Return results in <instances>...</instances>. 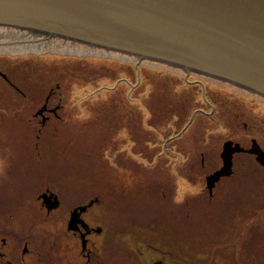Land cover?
Masks as SVG:
<instances>
[{"label": "rangeland", "instance_id": "obj_1", "mask_svg": "<svg viewBox=\"0 0 264 264\" xmlns=\"http://www.w3.org/2000/svg\"><path fill=\"white\" fill-rule=\"evenodd\" d=\"M18 36L0 30V71L36 97L26 104L0 80V228L9 213L26 206V197L51 184L77 201L85 194L107 199L105 264H119L122 248L125 254L134 248L118 235L145 224L155 225L148 241L170 251V264H264V167L238 155L234 176L212 198L206 189V177L221 164L217 150L224 140L249 146L251 138L264 147V98L229 88L216 103L191 88L195 98L187 104L169 102H179L170 91L183 86L180 72L137 67L120 54L73 43L18 42L25 40ZM59 85L65 120L43 126L35 114ZM164 90L166 97L152 95ZM229 105L234 109L226 116ZM178 117L180 127L194 118L187 147L198 139L200 151H164L176 149L168 137L180 130L173 127ZM19 215L23 223L14 227L33 223L27 209ZM101 216L96 209L89 217L100 223ZM154 257L149 252L147 258ZM123 264L136 263L125 258Z\"/></svg>", "mask_w": 264, "mask_h": 264}, {"label": "water", "instance_id": "obj_2", "mask_svg": "<svg viewBox=\"0 0 264 264\" xmlns=\"http://www.w3.org/2000/svg\"><path fill=\"white\" fill-rule=\"evenodd\" d=\"M1 27L44 37L34 42L63 39L194 72L264 98V0H0ZM239 152L264 167L256 140L248 150L226 142L222 168L206 178L211 195L233 174Z\"/></svg>", "mask_w": 264, "mask_h": 264}, {"label": "flooded vegetation", "instance_id": "obj_3", "mask_svg": "<svg viewBox=\"0 0 264 264\" xmlns=\"http://www.w3.org/2000/svg\"><path fill=\"white\" fill-rule=\"evenodd\" d=\"M0 30H4L6 32L9 31V35L17 34L19 35L18 39L25 38V40H16L18 42L39 41L40 39L44 38L41 35L24 30L2 27ZM55 40L60 43L67 42L72 44V42L65 41L63 39H51L48 42ZM72 45L76 46L78 44L73 43ZM104 53L112 55V53L106 51H103V54ZM120 56L123 58H129V60L133 61L135 65L137 64V67H139L142 63H147L149 65L163 67V70L168 72L174 71L177 73H182L183 86H177L179 88L175 87L172 89L173 91H170V95L177 96L179 98V102L173 101L171 99H169V102L184 103L183 105L187 104L188 101H190L187 100L188 98H195L193 93L190 91L191 88L194 90H199L201 95L203 89L207 99L209 101H215L216 103H219L220 98L222 95H224V91L229 88L243 90L245 94L250 96L253 94L230 83L216 80L194 72L186 73L182 69L152 61L140 62L137 57L133 56L121 54ZM5 75L6 73L0 71V80H5L12 89L21 94L25 98L26 102H24L26 104L35 100L36 93L30 92V90H28V92L25 90V92L16 84H14L9 79V77H7V75L5 77ZM159 76L165 78V81L167 80V84L173 87L172 83L174 82L171 79L170 82H168L167 75L160 74ZM56 87H51L49 89L40 105V109L38 110L37 114H35V117L39 120V122H41L43 126L48 124L52 119L65 120L60 115V111L64 109L63 103L65 100L64 97L61 96L62 93L60 91V85ZM112 89L114 90V88ZM168 90L158 93L154 92L152 95L166 97ZM224 101L225 102L221 103L220 105V113L224 107V104H228L226 100ZM233 109L234 105H229V107L225 109V115L227 116V114L230 112L232 113ZM197 113L199 112L197 111ZM219 117L222 118L220 114ZM180 119H182V117H178V121L173 123L175 130H178V128L180 130L176 131L174 135L171 133V135L168 137V141L174 142L175 146L173 147L176 149L165 147L164 151H200L201 147L198 139H195L192 142V146L187 147L189 146V141H187L185 133L194 118L192 121H190V119L189 121H185V125L183 123L182 127L179 126V121H181ZM112 120H115L114 117H112ZM244 129H248L247 124H244ZM253 140L255 139L250 138V144L247 146L246 144H242L228 138L221 143L222 147L217 151H222L224 144L228 141H232L234 144L238 143L243 148L248 150L251 148ZM256 141L261 146L258 140ZM261 148L264 150V147L261 146ZM134 154H137L134 155V157L138 156L137 151H135ZM241 154L249 155L256 161V156L253 154H249L247 152L235 153L233 156V174L222 177L215 184L212 195L207 188L206 181V189L211 198L214 196L217 186L221 182L234 176L235 167L238 160L236 158ZM137 158H135L133 162H135ZM219 158L221 160V164L212 172V174L220 170L223 166L221 152L219 153ZM202 164L204 165V160H202ZM258 165L261 166L259 163ZM25 204V207L21 206L23 205L22 203L19 207H17L18 209L15 208L14 212L9 213V220L6 221L4 228H0V264H105V257L107 259L109 252L106 244L110 239V231L107 225L106 217L107 199L105 197H89L85 194L83 197H80L79 201H77V197H72V195H63L59 189L56 187L53 188V185L51 184H47L43 189L37 192L36 195L32 197H26ZM80 207H86V209L84 211H80ZM26 209L34 217V220L32 221L33 223H27V228L20 229L21 227H14V225L16 226L23 223V220H20V218L19 220H16L15 218L20 216V212ZM76 209L79 210L75 213V216H77L75 222L72 223V214ZM96 209L100 210L102 215L100 223H94L89 217ZM134 227H136V229H134ZM154 227L155 225L152 224H145L141 226L134 225L133 228H131L130 234H128L127 231H123V233L118 235L119 241L123 243L125 242V244H123L124 246H126V242H132L130 245L133 244L134 246V248L128 249L129 252L126 254L124 252V248H122L121 251L123 252H120L121 255L119 260L121 261H119V264H123L125 262V258L129 260V262H135L136 264H170V251L166 249L162 250V248L159 247L153 248V243L148 241V236H150L152 233H156V230L155 232L152 231L153 229H156ZM151 251L155 252V257L148 259L147 257Z\"/></svg>", "mask_w": 264, "mask_h": 264}, {"label": "trees", "instance_id": "obj_4", "mask_svg": "<svg viewBox=\"0 0 264 264\" xmlns=\"http://www.w3.org/2000/svg\"><path fill=\"white\" fill-rule=\"evenodd\" d=\"M97 51V50H96ZM99 51H101V50H99ZM101 52H103V51H101Z\"/></svg>", "mask_w": 264, "mask_h": 264}]
</instances>
